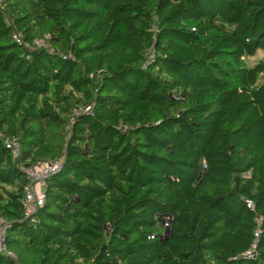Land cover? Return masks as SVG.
<instances>
[{
  "label": "trees",
  "instance_id": "obj_1",
  "mask_svg": "<svg viewBox=\"0 0 264 264\" xmlns=\"http://www.w3.org/2000/svg\"><path fill=\"white\" fill-rule=\"evenodd\" d=\"M258 52L264 0H0V264H264Z\"/></svg>",
  "mask_w": 264,
  "mask_h": 264
},
{
  "label": "built area",
  "instance_id": "obj_2",
  "mask_svg": "<svg viewBox=\"0 0 264 264\" xmlns=\"http://www.w3.org/2000/svg\"><path fill=\"white\" fill-rule=\"evenodd\" d=\"M13 39L20 43L21 36L18 33L13 34ZM42 45V42H37ZM0 140L3 145L8 149L12 160L17 161L21 156V146L19 141L14 136L5 135L0 130ZM59 166V160L48 159L36 161L33 165L22 167V170L27 182L23 188V202H24V214L30 215L37 207L43 204L45 180L46 178L56 171ZM5 221L0 218V253L12 255L3 239ZM257 235V232L255 233Z\"/></svg>",
  "mask_w": 264,
  "mask_h": 264
},
{
  "label": "rangeland",
  "instance_id": "obj_3",
  "mask_svg": "<svg viewBox=\"0 0 264 264\" xmlns=\"http://www.w3.org/2000/svg\"><path fill=\"white\" fill-rule=\"evenodd\" d=\"M244 61L246 65L253 66L254 64L258 62H264V54L261 52H258L256 55L252 57L245 58ZM256 84L257 85L264 84V71L258 75Z\"/></svg>",
  "mask_w": 264,
  "mask_h": 264
}]
</instances>
